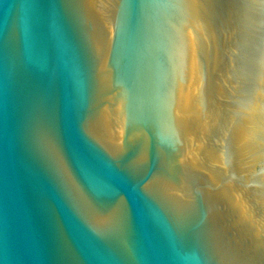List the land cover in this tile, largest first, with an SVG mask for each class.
<instances>
[{
  "label": "water",
  "instance_id": "1",
  "mask_svg": "<svg viewBox=\"0 0 264 264\" xmlns=\"http://www.w3.org/2000/svg\"><path fill=\"white\" fill-rule=\"evenodd\" d=\"M261 93L264 0H0V264H264Z\"/></svg>",
  "mask_w": 264,
  "mask_h": 264
},
{
  "label": "clouds",
  "instance_id": "2",
  "mask_svg": "<svg viewBox=\"0 0 264 264\" xmlns=\"http://www.w3.org/2000/svg\"><path fill=\"white\" fill-rule=\"evenodd\" d=\"M260 106H259V115L264 118V93H261L259 96ZM255 111V109H253Z\"/></svg>",
  "mask_w": 264,
  "mask_h": 264
}]
</instances>
